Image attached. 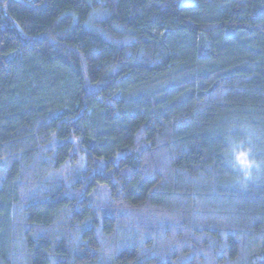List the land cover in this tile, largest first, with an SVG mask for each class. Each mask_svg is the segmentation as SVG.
I'll return each mask as SVG.
<instances>
[{"label": "trees", "instance_id": "1", "mask_svg": "<svg viewBox=\"0 0 264 264\" xmlns=\"http://www.w3.org/2000/svg\"><path fill=\"white\" fill-rule=\"evenodd\" d=\"M0 264H264V0H0Z\"/></svg>", "mask_w": 264, "mask_h": 264}, {"label": "rangeland", "instance_id": "2", "mask_svg": "<svg viewBox=\"0 0 264 264\" xmlns=\"http://www.w3.org/2000/svg\"><path fill=\"white\" fill-rule=\"evenodd\" d=\"M182 4H191L192 0H180ZM250 143H242L235 146L232 151V162L234 166L241 170L245 176L252 175L253 171L259 167L260 163L256 158V151Z\"/></svg>", "mask_w": 264, "mask_h": 264}]
</instances>
